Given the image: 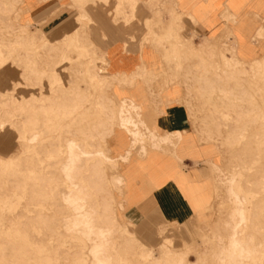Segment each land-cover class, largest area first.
<instances>
[{
	"label": "rangeland",
	"instance_id": "1",
	"mask_svg": "<svg viewBox=\"0 0 264 264\" xmlns=\"http://www.w3.org/2000/svg\"><path fill=\"white\" fill-rule=\"evenodd\" d=\"M107 4L109 8L98 9L101 4L93 0L83 7L69 0L53 13L54 23L30 27L21 0H0V264H264V146L260 144L264 140V65H233L222 54L201 60L203 68L193 76L196 88L186 90L194 104L193 115L197 108L201 117L215 119L220 129L200 137L220 150V162L210 165L214 199L208 221L171 227L152 219L153 231H137L120 215V162L106 159L115 157L110 149L112 134L123 132L115 112L119 99L111 95L110 87L132 76H108L102 48L94 39L101 31L95 14L109 13L116 26L126 23L130 17L125 13L130 10L123 8L119 16L114 10L111 16L115 0ZM75 33L88 51L86 56L82 49L79 57L78 50L65 42L66 34ZM164 37V42L172 38ZM172 46V53L179 54L180 48ZM63 55L71 61L64 60L57 68V59ZM197 59L190 61L197 64ZM177 61L178 55L163 57L164 87L185 81ZM33 64L49 70L36 74ZM25 67L42 76L41 81L20 76L25 75ZM143 75L148 86L156 79L152 73ZM59 83L66 87L55 89ZM19 90L40 92L17 103L14 97ZM70 141L76 148L68 145ZM233 228L239 235L234 236L237 243L231 236ZM89 233H94L93 242Z\"/></svg>",
	"mask_w": 264,
	"mask_h": 264
},
{
	"label": "crops",
	"instance_id": "2",
	"mask_svg": "<svg viewBox=\"0 0 264 264\" xmlns=\"http://www.w3.org/2000/svg\"><path fill=\"white\" fill-rule=\"evenodd\" d=\"M68 1L21 0V3L32 27L35 23H54L56 17L53 13L60 7L65 8ZM87 1L70 0L72 5L81 7ZM93 1L101 4L96 6L98 9L109 8L108 0ZM123 8L130 10V14L125 13L130 18L116 26L109 13L94 16L101 28L94 39L102 48L105 73L120 79L132 76L133 80L131 84L113 83L110 93L116 99L131 100L140 108V120L148 130L158 136L167 134L178 139L174 150L148 148L144 156L132 151L126 161L119 163L118 172L123 178L120 215L129 227L145 232L156 228V225L149 224L152 219L171 227H182L191 220L206 223L214 199L210 165L214 160L220 162V150L212 141L200 137L220 129L215 119L201 117L197 108L196 115H193L191 107L194 104L186 88H196L193 76L198 68H203L201 60L210 58V54L219 57L222 54L245 65L264 58V0H115L111 16L114 10L118 16L123 14ZM164 35L172 37L168 40L170 42H164L167 41ZM65 37L69 48L78 50L79 57L83 49L85 54L82 56H86L88 51L80 44L77 33ZM172 45L180 47L179 54L172 53ZM205 45L211 49L205 50ZM216 45L218 47L214 48ZM227 45L231 47L227 49ZM164 53L178 55L176 64L180 65V73H185L184 82L179 79L168 87L163 86ZM192 57L198 58L197 64L190 61ZM57 60V68L65 64L64 60L71 61L64 55ZM21 61L24 64L26 58ZM88 63L91 64L92 60ZM30 67L36 70V74L49 70L36 69L34 64ZM30 67H25V75L20 73V76L25 80L34 77L40 82L39 75L29 72ZM80 72V69L76 71L77 74ZM151 73L156 79L148 86L143 80L146 76L142 74ZM60 86L66 87L59 83L54 88ZM39 92L19 90L14 100L21 103ZM129 147L127 135L121 132L112 134L110 149L113 156L125 154ZM198 217L202 218L201 221ZM204 218L206 221H202Z\"/></svg>",
	"mask_w": 264,
	"mask_h": 264
},
{
	"label": "bare ground",
	"instance_id": "3",
	"mask_svg": "<svg viewBox=\"0 0 264 264\" xmlns=\"http://www.w3.org/2000/svg\"><path fill=\"white\" fill-rule=\"evenodd\" d=\"M84 15H80V18H83ZM79 22V21H78ZM171 26V25H170ZM169 31V29H167V32ZM166 32V33H167ZM167 36V35H166ZM6 44V43H5ZM178 46V45H177ZM9 47V46H8ZM38 48V47H37ZM180 48V47H179ZM183 51V50H182ZM168 55H165V58H168ZM6 57V56H5ZM166 60V59H165ZM163 61V60H162ZM27 62V61H26ZM230 62L233 65H242L241 62L237 61L234 58L230 59ZM253 66L257 65V66H262L264 65V58L257 60L255 62L252 63ZM27 65V64H26ZM228 65V64H227ZM230 67V66H229ZM30 70V69H29ZM47 71V70H46ZM229 72V71H228ZM227 72V74H228ZM173 73V72H172ZM253 73V72H252ZM49 74V72H48ZM231 75V74H230ZM91 76V75H90ZM201 76V75H200ZM251 77V76H250ZM132 78V77H131ZM226 78V77H225ZM237 78V77H236ZM119 79V78H118ZM166 79V78H165ZM243 79V78H242ZM235 81V80H234ZM133 82V80L131 81H127L124 84H131ZM151 82V81H150ZM170 81H168V83H170ZM167 83V82H166ZM249 83V82H248ZM254 83V82H253ZM243 84V83H242ZM252 84V83H251ZM255 84V83H254ZM110 86V85H109ZM170 86V85H167ZM249 86V85H248ZM256 86V85H255ZM264 89V88H263ZM73 90V89H72ZM59 94V93H58ZM248 94V93H247ZM251 94V93H250ZM61 95V94H60ZM71 95V94H70ZM75 96V94H74ZM200 96V95H199ZM253 97V96H252ZM62 98V97H61ZM66 98V97H65ZM67 99V98H66ZM262 100V98H261ZM26 101V100H25ZM151 101V100H150ZM101 104V103H100ZM99 105V104H98ZM102 105V104H101ZM84 106V105H83ZM101 107V106H100ZM56 108V107H55ZM101 109V108H100ZM55 110V109H54ZM138 110H140V108L138 109V107L131 101V100H126V99H119L117 100V105H115V112L118 118V127L120 129L123 130V134L127 135L130 138V147L129 149L125 152V154L123 155H119L117 157H105L107 160H111L113 162H116L118 164V162H124L128 159V157L131 155L132 151H136L137 153H139L140 156H144L147 152V149L149 148H154V149H159V150H166L168 149V147H171V150L173 149L174 145L176 146L177 142H176V138L178 139V137H173L172 136H158L156 135L153 131H150L146 128V126L144 125V123L140 120V114L138 113ZM68 112V111H67ZM66 114V113H65ZM82 115V114H81ZM89 116V115H88ZM103 116V115H102ZM101 116V117H102ZM94 117V116H93ZM78 119V118H77ZM88 119V118H87ZM104 119V118H103ZM37 120V119H36ZM75 121V120H74ZM34 122V121H33ZM106 122V121H105ZM31 123V122H30ZM77 123V121H76ZM79 123V122H78ZM32 124V123H31ZM89 124V122H88ZM108 124V123H107ZM41 125V124H40ZM86 125V124H85ZM90 125V124H89ZM71 126V125H70ZM34 127V126H33ZM72 128V126H71ZM110 128V127H109ZM141 128V132L138 131V129ZM211 128V127H210ZM87 131V130H86ZM143 131V132H142ZM97 133V132H96ZM175 134V133H173ZM68 135V134H67ZM145 138L144 140L142 138ZM181 137V136H180ZM60 138V137H59ZM28 139V138H27ZM89 141V140H88ZM95 141V139H94ZM176 143V144H175ZM35 144V143H34ZM66 144V143H65ZM139 144V147L137 149H135V145ZM262 146H264V140L260 143ZM68 145H75V143L73 141H70ZM86 145V144H85ZM90 146V145H89ZM92 146V145H91ZM67 147V146H66ZM75 147V146H74ZM69 148H71L69 146ZM76 148V147H75ZM78 149V148H77ZM170 150V151H171ZM174 150V149H173ZM172 153V152H171ZM68 156V155H67ZM80 156V155H79ZM67 158V157H66ZM81 158V157H80ZM101 158V157H100ZM9 159V158H8ZM99 160V159H98ZM104 160V159H103ZM106 161V160H105ZM110 161V162H111ZM103 164V162H101ZM72 165V164H71ZM70 165V166H71ZM61 170V169H60ZM89 171V170H88ZM76 172V171H75ZM98 172V171H97ZM61 173V172H60ZM87 173V172H86ZM74 174V173H73ZM235 175V174H234ZM2 177V176H1ZM64 177V176H63ZM93 177V176H92ZM230 177V176H229ZM234 177V176H233ZM65 179V178H64ZM89 179V178H88ZM95 179V178H94ZM227 179V178H226ZM231 179V178H230ZM233 179V178H232ZM119 182H123V179L121 177H119ZM95 181V180H94ZM89 184V183H88ZM101 184V183H100ZM230 184V183H229ZM249 184V183H248ZM71 185V184H70ZM99 185V184H98ZM231 186V185H230ZM71 187V186H70ZM89 187V186H88ZM228 187V186H227ZM225 188V187H224ZM91 190V189H90ZM239 190V189H238ZM251 191V190H250ZM77 193V192H76ZM79 194V193H78ZM241 194V193H240ZM73 197V196H72ZM230 197V196H229ZM86 198V197H85ZM62 199V198H61ZM231 201V200H230ZM66 202V201H65ZM121 202V201H120ZM247 202V201H246ZM231 203V202H230ZM227 204V203H226ZM259 203H257L258 205ZM69 206V205H68ZM72 206V205H71ZM244 206V205H243ZM264 206V205H263ZM67 207V206H66ZM229 207V206H228ZM91 208V207H90ZM103 210V209H102ZM233 210V209H232ZM236 210V209H235ZM251 210V209H250ZM254 210V208L252 209ZM231 211V210H230ZM253 212V211H252ZM239 215L240 220L243 219V215L241 212H237ZM97 214V213H96ZM106 214V213H105ZM99 215V214H98ZM231 215V213H230ZM251 215V214H250ZM255 215V213H254ZM252 216V215H251ZM89 218V217H88ZM99 219V218H98ZM236 219V218H235ZM234 221V220H233ZM232 222V221H230ZM236 222V221H235ZM259 222V221H258ZM239 223V222H238ZM80 224V223H79ZM89 224V223H88ZM243 224V223H242ZM73 225V224H71ZM107 225V224H106ZM224 225V224H223ZM103 226V225H102ZM255 226V225H254ZM84 227V226H83ZM221 227V226H220ZM226 227V226H225ZM224 227V228H225ZM250 227V226H249ZM76 228V227H75ZM74 228V229H75ZM245 229V228H244ZM94 230V229H93ZM231 231V230H230ZM246 231V230H245ZM97 232V230H96ZM232 234L231 236L233 237V243H237L236 239H235V235H237V231L235 228L232 229ZM108 233V232H107ZM88 238L91 242L94 241V233H89ZM101 236V235H100ZM108 236V235H107ZM239 237V235H237ZM226 237V236H225ZM83 238V237H82ZM247 240V239H246ZM97 242V241H96ZM104 245V244H103ZM256 245V244H255ZM234 247V246H233ZM128 248V247H127ZM239 248V247H238ZM257 248V247H256ZM231 249V248H230ZM235 249V248H234ZM259 249V248H258ZM220 250V249H219ZM233 250V249H232ZM243 250V249H241ZM223 252V251H222ZM252 252V250H251ZM233 253V252H232ZM167 254V253H166ZM239 255V254H238ZM102 259H104L103 257H101ZM234 260V259H233ZM239 262V261H238ZM228 264V263H227ZM232 264V263H231Z\"/></svg>",
	"mask_w": 264,
	"mask_h": 264
}]
</instances>
